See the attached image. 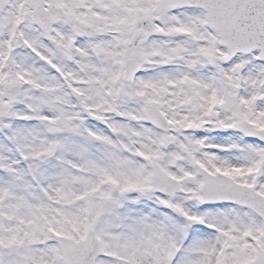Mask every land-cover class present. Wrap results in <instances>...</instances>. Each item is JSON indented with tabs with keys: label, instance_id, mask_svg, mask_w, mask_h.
Wrapping results in <instances>:
<instances>
[{
	"label": "snow or ice",
	"instance_id": "6c2138e0",
	"mask_svg": "<svg viewBox=\"0 0 264 264\" xmlns=\"http://www.w3.org/2000/svg\"><path fill=\"white\" fill-rule=\"evenodd\" d=\"M0 264H264V0H0Z\"/></svg>",
	"mask_w": 264,
	"mask_h": 264
}]
</instances>
